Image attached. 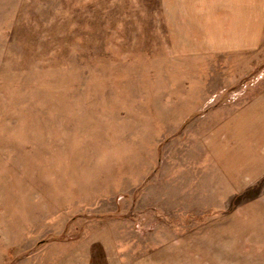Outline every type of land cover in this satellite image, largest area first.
<instances>
[{
	"label": "rangeland",
	"instance_id": "374dc122",
	"mask_svg": "<svg viewBox=\"0 0 264 264\" xmlns=\"http://www.w3.org/2000/svg\"><path fill=\"white\" fill-rule=\"evenodd\" d=\"M260 1L0 0V264H264Z\"/></svg>",
	"mask_w": 264,
	"mask_h": 264
},
{
	"label": "crops",
	"instance_id": "0c3cea01",
	"mask_svg": "<svg viewBox=\"0 0 264 264\" xmlns=\"http://www.w3.org/2000/svg\"><path fill=\"white\" fill-rule=\"evenodd\" d=\"M263 1L261 0L258 5L264 6ZM251 20L249 22L245 16L242 17L241 21L239 20L240 36L242 38H248V41H243L235 49H241V51H245L244 49H246L254 52V50L256 51L260 48L261 38H263L264 33V15L260 12L255 19ZM261 84V88L256 93L252 94L247 101L236 107L233 114H237L240 119L235 123L234 131L222 128L220 133L211 134L207 141L209 147L215 151V148L211 146L210 139L215 141L216 138H219L222 149L220 153L218 151L216 153L221 161H223V156L224 160H233L226 157L224 145L240 148V152H243L245 157H249V160L242 162L234 156L236 160L233 161L236 164L239 163L240 167H244V164L247 165L244 167L248 169L245 176L251 180L257 174L264 172V80ZM214 155L216 156V154ZM249 175L252 176L249 177Z\"/></svg>",
	"mask_w": 264,
	"mask_h": 264
}]
</instances>
